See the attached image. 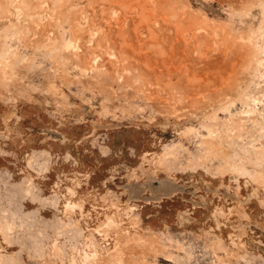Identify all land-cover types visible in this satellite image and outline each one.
<instances>
[{
    "label": "rangeland",
    "instance_id": "374dc122",
    "mask_svg": "<svg viewBox=\"0 0 264 264\" xmlns=\"http://www.w3.org/2000/svg\"><path fill=\"white\" fill-rule=\"evenodd\" d=\"M0 264H264V0H0Z\"/></svg>",
    "mask_w": 264,
    "mask_h": 264
},
{
    "label": "bare ground",
    "instance_id": "6f19581e",
    "mask_svg": "<svg viewBox=\"0 0 264 264\" xmlns=\"http://www.w3.org/2000/svg\"><path fill=\"white\" fill-rule=\"evenodd\" d=\"M173 78H174V77H173V74H171L170 79L173 80Z\"/></svg>",
    "mask_w": 264,
    "mask_h": 264
}]
</instances>
